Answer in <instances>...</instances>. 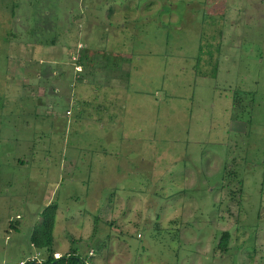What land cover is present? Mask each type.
I'll list each match as a JSON object with an SVG mask.
<instances>
[{
    "label": "rangeland",
    "instance_id": "rangeland-1",
    "mask_svg": "<svg viewBox=\"0 0 264 264\" xmlns=\"http://www.w3.org/2000/svg\"><path fill=\"white\" fill-rule=\"evenodd\" d=\"M52 203L56 257L264 264V0H0V264Z\"/></svg>",
    "mask_w": 264,
    "mask_h": 264
},
{
    "label": "trees",
    "instance_id": "trees-1",
    "mask_svg": "<svg viewBox=\"0 0 264 264\" xmlns=\"http://www.w3.org/2000/svg\"><path fill=\"white\" fill-rule=\"evenodd\" d=\"M92 7L90 8V10ZM88 12V10H87ZM219 37L221 38L222 32L219 30ZM79 50L80 57L77 61L82 66V70L85 68L84 59L88 56L89 51L86 52V46L81 47ZM78 52V54H79ZM88 58V57H87ZM240 92H235V97H239ZM59 205L57 203L49 204L42 212V220L38 226L34 227V231L31 237V243L36 248L47 249V257L39 264H89V259L93 257L94 251L91 253L83 254L81 249L72 248L71 251L61 257H56L53 250L55 241V227L57 223V211ZM230 232L226 231L219 241L218 247L222 250H227L230 242ZM35 264V263H34Z\"/></svg>",
    "mask_w": 264,
    "mask_h": 264
},
{
    "label": "crops",
    "instance_id": "crops-1",
    "mask_svg": "<svg viewBox=\"0 0 264 264\" xmlns=\"http://www.w3.org/2000/svg\"><path fill=\"white\" fill-rule=\"evenodd\" d=\"M105 67H108V66L106 65ZM110 68H111V70L115 71L116 73H118V70L121 69V67L119 68V66H116L115 68L113 66H109V69L108 70H110ZM113 77H114L113 75H109V77L107 79V82H108L107 85H102L101 83H99L100 85H98L96 83L97 86H95V82L94 83H89V81L87 82L86 79L88 77L86 76L83 81L85 82V85L88 86V92L85 93V94L83 93V100L86 98V96L89 97V95H91L92 93L96 92V93H98V99H97V102L98 103H97V107L106 109L107 108V107H105L106 105H109L111 107L113 105H120V102H121V101H119V97L120 96H119V93L116 91L117 89L114 87ZM95 88H97V89L95 90ZM87 99L84 100V101H82V104L85 105V106L86 105L87 106L88 105L89 106L92 105L91 99H88V100ZM75 101H74V103H76ZM104 141H107V140L104 139ZM100 143H102V141ZM99 147L101 148V151H103L102 153L106 154L105 153V149H104L105 148V145L104 144H101V146H99Z\"/></svg>",
    "mask_w": 264,
    "mask_h": 264
},
{
    "label": "built area",
    "instance_id": "built-area-1",
    "mask_svg": "<svg viewBox=\"0 0 264 264\" xmlns=\"http://www.w3.org/2000/svg\"><path fill=\"white\" fill-rule=\"evenodd\" d=\"M32 262H34V261H31L30 263H27V262H17V263H15V264H34V263H32Z\"/></svg>",
    "mask_w": 264,
    "mask_h": 264
},
{
    "label": "clouds",
    "instance_id": "clouds-1",
    "mask_svg": "<svg viewBox=\"0 0 264 264\" xmlns=\"http://www.w3.org/2000/svg\"><path fill=\"white\" fill-rule=\"evenodd\" d=\"M75 60H76V62L78 61L76 57H75ZM77 69H78L77 71H81L82 70V66L81 65L77 66Z\"/></svg>",
    "mask_w": 264,
    "mask_h": 264
}]
</instances>
